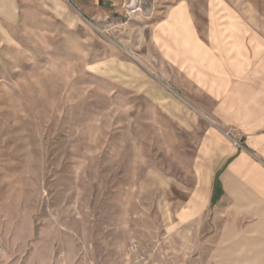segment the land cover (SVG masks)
<instances>
[{
    "label": "rangeland",
    "instance_id": "1",
    "mask_svg": "<svg viewBox=\"0 0 264 264\" xmlns=\"http://www.w3.org/2000/svg\"><path fill=\"white\" fill-rule=\"evenodd\" d=\"M141 2L129 16L125 0H0V264L182 258L177 217L216 163L217 102L167 68L157 22L230 52L247 8L264 42V0ZM242 131L226 129L237 147Z\"/></svg>",
    "mask_w": 264,
    "mask_h": 264
},
{
    "label": "crops",
    "instance_id": "2",
    "mask_svg": "<svg viewBox=\"0 0 264 264\" xmlns=\"http://www.w3.org/2000/svg\"><path fill=\"white\" fill-rule=\"evenodd\" d=\"M254 16L253 8H247L246 21L236 14L240 27L231 31L230 52L196 37L191 25L175 24L172 15L157 22L163 38L159 56L167 68L190 80L194 75L198 87L217 102L216 120L205 138L206 146H215L216 163L198 172V184L177 217L184 230L182 258L173 249L168 264H264V42L254 41L249 20ZM256 46L262 49L257 56ZM226 111L230 120L221 116ZM228 127L243 130L241 147L227 135ZM195 225L197 234L186 232Z\"/></svg>",
    "mask_w": 264,
    "mask_h": 264
},
{
    "label": "built area",
    "instance_id": "3",
    "mask_svg": "<svg viewBox=\"0 0 264 264\" xmlns=\"http://www.w3.org/2000/svg\"><path fill=\"white\" fill-rule=\"evenodd\" d=\"M126 1V3H127V5H126V8H127V14L129 15V16H131L133 13H135V11H138V10H140V4L141 5H143V3L141 2V1H143V0H136V2H139V8H138V6H133V5H129V2L131 1V0H125ZM141 11V10H140Z\"/></svg>",
    "mask_w": 264,
    "mask_h": 264
}]
</instances>
